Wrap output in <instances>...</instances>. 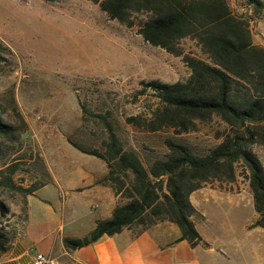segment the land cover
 Masks as SVG:
<instances>
[{"label": "trees", "instance_id": "1", "mask_svg": "<svg viewBox=\"0 0 264 264\" xmlns=\"http://www.w3.org/2000/svg\"><path fill=\"white\" fill-rule=\"evenodd\" d=\"M92 1L109 19L127 26L134 25V15H144L139 34L152 46L180 56L179 43L191 38L206 56H183L190 69L184 82H142L159 104L147 118H127L129 124L150 132L169 128L180 135L216 117L226 128L217 134L219 142L204 152L168 138L165 156L146 166L135 150L124 145L107 116L96 115L107 134L103 149L86 150L70 143L80 152L105 162L107 175L97 183L110 187L123 202L114 207L109 218L98 219L87 235L64 237V248L74 251L124 229L139 234L164 221L178 226L179 240H186L192 247L208 246L193 223L197 211L190 194L213 181H235L238 163L247 174L258 215L253 226L264 229V167L251 149L255 144L264 146V48L254 43L249 20L233 13L227 0ZM255 2L251 0L259 17L262 4ZM3 49L0 45V63L5 61ZM13 111L18 124L6 120L0 107V197L3 192L20 194L21 213L27 220V197L51 184L52 178L40 159L43 179L35 178L28 185L16 181L22 159L14 155L23 147L21 136L26 124L15 107ZM13 216L7 201L0 198V255L7 251L16 234L9 224Z\"/></svg>", "mask_w": 264, "mask_h": 264}, {"label": "rangeland", "instance_id": "2", "mask_svg": "<svg viewBox=\"0 0 264 264\" xmlns=\"http://www.w3.org/2000/svg\"><path fill=\"white\" fill-rule=\"evenodd\" d=\"M255 1L262 4L259 17L251 0H227L233 13L249 20L254 43L264 48V0ZM132 18V26L111 20L92 0H0V45L5 55L0 63V107L6 120L18 124L15 107L26 124L23 147L14 155L22 159L15 176L18 183L43 179L42 159L49 174L60 180L82 169L97 176L94 185L105 186L97 183L107 175L105 162L70 143L86 150L103 149L107 134L96 115L107 116L124 145L135 150L146 166L165 156L168 138L196 152L219 142L217 134L226 127L216 117L180 135L169 128L150 132L127 122L132 116L147 118L159 104L142 82H184L190 69L183 56L206 59L191 38L179 43L180 56L148 44L139 34L144 15ZM251 149L264 167V146L255 144ZM235 173L240 187L248 180L240 163ZM228 183L209 184L228 188ZM53 192L54 187H48L40 196L52 198ZM0 198L15 214L10 217L11 228L25 221L20 194L3 192ZM122 202L116 197V205ZM41 206L33 201L35 212ZM89 216L81 214V226L87 225Z\"/></svg>", "mask_w": 264, "mask_h": 264}, {"label": "crops", "instance_id": "3", "mask_svg": "<svg viewBox=\"0 0 264 264\" xmlns=\"http://www.w3.org/2000/svg\"><path fill=\"white\" fill-rule=\"evenodd\" d=\"M51 175V184L27 197V220L14 225L16 234L0 264H33L38 253L46 255L47 264H264V229L253 226L258 215L248 180L240 187L237 181L228 188L207 184L190 194L197 211L193 223L208 246L179 240L178 226L164 221L139 234L124 229L67 251L63 238L83 237L98 219L109 218L116 197L110 187L94 185L97 176L85 170L64 180ZM48 187H54L55 196H40ZM33 201L45 208L35 212ZM82 213L90 215L86 226L79 220Z\"/></svg>", "mask_w": 264, "mask_h": 264}, {"label": "built area", "instance_id": "4", "mask_svg": "<svg viewBox=\"0 0 264 264\" xmlns=\"http://www.w3.org/2000/svg\"><path fill=\"white\" fill-rule=\"evenodd\" d=\"M49 263V259L46 257V255L42 253L36 254L33 264H47Z\"/></svg>", "mask_w": 264, "mask_h": 264}]
</instances>
